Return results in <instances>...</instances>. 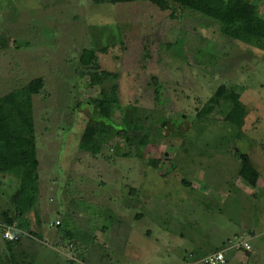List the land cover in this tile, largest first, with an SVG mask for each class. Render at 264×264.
<instances>
[{
  "label": "rangeland",
  "instance_id": "rangeland-1",
  "mask_svg": "<svg viewBox=\"0 0 264 264\" xmlns=\"http://www.w3.org/2000/svg\"><path fill=\"white\" fill-rule=\"evenodd\" d=\"M252 2L264 17V0ZM85 49L120 74L119 104L102 117L93 101L107 85L91 84ZM40 77L38 199L23 212L19 181L1 178L2 264H202L217 251L264 264V44L176 5L0 0V95ZM218 90L240 96L241 128L226 120L231 102L210 104ZM126 115L142 118L145 144L113 135L97 154L79 149L89 122L121 128ZM241 154L260 173L254 187ZM10 219L17 244L3 235Z\"/></svg>",
  "mask_w": 264,
  "mask_h": 264
},
{
  "label": "trees",
  "instance_id": "trees-1",
  "mask_svg": "<svg viewBox=\"0 0 264 264\" xmlns=\"http://www.w3.org/2000/svg\"><path fill=\"white\" fill-rule=\"evenodd\" d=\"M96 3L120 4L125 2H152L162 10H170L173 5L201 13L220 24V31L233 39L257 46L264 44V17L258 13V7L252 0H94ZM105 50V49H104ZM106 51V50H105ZM103 51V52H105ZM98 60L94 49H85L80 56V62L88 69L87 72L93 86L107 85L99 99L93 101L95 113L100 117L119 104V72L99 70L95 65ZM92 68V69H91ZM155 89L159 87V79L153 77ZM44 79L37 78L26 86L0 95V184L1 178L11 176L19 181V188L13 196V202L23 211H30L38 199V169L36 128L33 114V96L40 94L44 89ZM109 85V86H108ZM156 93L159 91L156 90ZM155 93V94H156ZM211 100L212 106L221 100L231 102L232 108L226 115V120L238 123L242 127L245 109L237 93L230 92L224 95L219 90ZM209 107L211 111L213 108ZM128 119V121H127ZM141 117L126 115L123 119L124 127L116 128L113 124L89 122L84 129L79 149L89 154H97L111 136L122 139L128 144L135 142L145 144L147 136L142 132ZM241 177L251 186H256L260 178L259 171L253 166L246 154H241ZM156 166V161H152ZM13 226V219L7 221ZM60 222V221H59ZM59 225L61 224L58 223ZM66 235V234H65ZM69 235V234H68ZM67 236V235H66ZM8 240L17 244L21 240ZM71 237V238H70ZM73 240L74 236L70 235ZM0 264L2 262L0 261Z\"/></svg>",
  "mask_w": 264,
  "mask_h": 264
},
{
  "label": "built area",
  "instance_id": "built-area-1",
  "mask_svg": "<svg viewBox=\"0 0 264 264\" xmlns=\"http://www.w3.org/2000/svg\"><path fill=\"white\" fill-rule=\"evenodd\" d=\"M59 223V221H57ZM14 226H7L4 229V237L8 240H15L16 235L14 233ZM242 248L248 252H251L253 248L247 242L242 243ZM227 263V256L225 251H217L216 253L210 254L204 258L202 264H226Z\"/></svg>",
  "mask_w": 264,
  "mask_h": 264
}]
</instances>
